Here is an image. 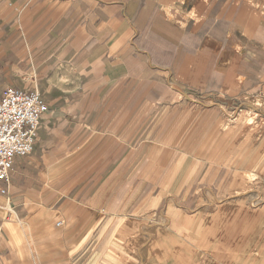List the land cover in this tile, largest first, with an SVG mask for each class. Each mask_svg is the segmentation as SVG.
Here are the masks:
<instances>
[{
    "label": "crops",
    "instance_id": "0c3cea01",
    "mask_svg": "<svg viewBox=\"0 0 264 264\" xmlns=\"http://www.w3.org/2000/svg\"><path fill=\"white\" fill-rule=\"evenodd\" d=\"M7 87L0 264H264V0H0Z\"/></svg>",
    "mask_w": 264,
    "mask_h": 264
},
{
    "label": "built area",
    "instance_id": "2783aa9c",
    "mask_svg": "<svg viewBox=\"0 0 264 264\" xmlns=\"http://www.w3.org/2000/svg\"><path fill=\"white\" fill-rule=\"evenodd\" d=\"M46 110L45 101L35 89L7 87L3 91L0 99V195L7 193L14 158L31 152L40 117Z\"/></svg>",
    "mask_w": 264,
    "mask_h": 264
},
{
    "label": "rangeland",
    "instance_id": "374dc122",
    "mask_svg": "<svg viewBox=\"0 0 264 264\" xmlns=\"http://www.w3.org/2000/svg\"><path fill=\"white\" fill-rule=\"evenodd\" d=\"M248 172H249V173H247L248 176L244 175V178H243V186H242V193H241L242 195L241 196H243V195H245L247 193H250V190H251V188H250L251 179H253V177L255 179L256 178L261 179L264 171H263V169H261V170L255 171V172H252V171H248ZM259 188H261V187H259ZM262 200H263L262 197H260V199L258 201H262ZM258 201H257L256 195H255V199L252 202L248 201V202H246L244 204H238V206H236V207H229L227 209H230V210H232L234 208L235 209H250V208H252V206H255L256 203H258ZM220 207H221L220 204H215L211 208L212 209H219Z\"/></svg>",
    "mask_w": 264,
    "mask_h": 264
}]
</instances>
